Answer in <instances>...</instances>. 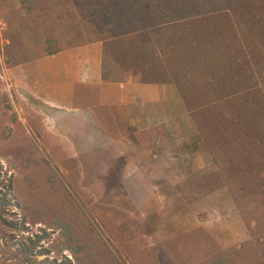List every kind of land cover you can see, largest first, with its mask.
I'll return each instance as SVG.
<instances>
[{"label":"rangeland","instance_id":"obj_1","mask_svg":"<svg viewBox=\"0 0 264 264\" xmlns=\"http://www.w3.org/2000/svg\"><path fill=\"white\" fill-rule=\"evenodd\" d=\"M137 1L149 2L147 6L154 10L157 7L156 15L164 20L161 29L167 36L168 45L159 36V45L149 41L141 46L147 57L132 56L128 45L113 42L114 36L123 35L118 19L127 20L120 6L125 0H0V199H4V203L0 201V264H264V149L246 150L243 140H254L246 129V136L240 138L231 125L246 114L247 124H241L242 128L251 123L256 131L259 126L257 132L263 137L264 64L258 66L254 58L264 56L260 50L264 18L244 20L242 12L239 18L237 13L230 17L224 13L203 16L205 27L213 29L206 35L213 51L229 49L226 45L215 48L219 34H223L222 26L229 29L226 38L238 45L236 53H226L212 65L202 62L206 45L197 54H187L186 45L181 43L186 40L171 41L187 36L186 0L165 4L159 0ZM254 3L257 9L264 0ZM108 5L118 19L107 17ZM158 6L166 9L160 11ZM172 14V19H182L177 28L168 19ZM232 17L239 21L236 27L230 23ZM249 29L256 40L249 49L244 46L250 54L252 50L258 53L246 59L240 33ZM92 43H101L102 69L110 78L131 75L141 82L148 79L164 82L154 85H172L189 114L193 111L187 107L186 96L193 99L198 93L202 106L212 101L206 107L209 112L204 108L193 112L207 166L202 174L187 177L186 196L176 194L181 184L168 182L166 186L177 191L162 194L156 183L124 180L125 162H112L106 157L116 144L110 145L102 137L94 149L95 144L86 141L85 133H79L89 134L87 128H66L70 136L60 130V123L55 125L48 110L23 102V95L13 85V67L48 57L54 51ZM172 43L177 45L174 53ZM165 46H170V55L159 57L158 50ZM163 69L172 76H166ZM33 106L40 110H27ZM224 114L229 123L219 120ZM86 118L83 115L82 125L88 124ZM225 124L230 126V135L220 142L213 129L219 133L217 127ZM222 144H227L226 148L234 146L232 170L225 166ZM109 168L113 170L111 175ZM230 170L236 172L237 180H246V171L257 181L251 190L242 191L229 182ZM220 188L230 192L242 217L244 239L220 247L205 229L189 227L177 235L156 232L160 219Z\"/></svg>","mask_w":264,"mask_h":264},{"label":"crops","instance_id":"obj_2","mask_svg":"<svg viewBox=\"0 0 264 264\" xmlns=\"http://www.w3.org/2000/svg\"><path fill=\"white\" fill-rule=\"evenodd\" d=\"M102 53L101 43H92L15 66L13 85L23 102L48 110L60 130L87 128L89 134L79 133H85L94 149L102 137L116 144L106 157L125 162L124 180L156 183L162 194L177 191L166 186L168 182L181 184L176 194L186 196L187 177L202 174L207 165L203 143L178 91L172 85L147 84L131 75L121 82L105 81ZM34 108L40 110L34 106L27 110ZM83 115L87 125H82ZM109 171L111 175L113 170ZM174 211L160 219L158 234L177 235L189 227L205 229L220 247L244 239L242 217L227 189H217Z\"/></svg>","mask_w":264,"mask_h":264},{"label":"trees","instance_id":"obj_3","mask_svg":"<svg viewBox=\"0 0 264 264\" xmlns=\"http://www.w3.org/2000/svg\"><path fill=\"white\" fill-rule=\"evenodd\" d=\"M162 4H165L167 2H169L170 0H159ZM125 4L120 3V6L123 9V18L127 17V20H120L118 19L119 16L115 15L114 12L111 10V5H108V14L107 17H111L114 19H118V21H122L119 26H121V32H123V35H116L113 37V42L115 44H121L123 46L128 45L131 49L130 53L132 56H144L147 57V54H142V50L140 49L141 46L149 41H157V43L155 42V45H159L160 41H159V36H161L162 41L165 45H168V43L166 42L165 38L167 37L164 32L161 29L162 23H163V19L161 17V15H156V11H158L155 7V10L153 9L152 6H147L149 2H145V3H141L138 2L137 0H125ZM173 2H175V0H173ZM109 4V3H108ZM188 4V5H187ZM256 4L254 3V0H186V38H183L181 40H173L171 39L172 42H181L182 40H186L184 43L186 45V51L187 54L189 53H193V54H197L200 49L203 46H207V51L203 52L201 54V57H203L202 62L203 63H207L210 62L212 65H217L220 61L219 59L226 53H236V49L238 47L236 43V41L230 39H227V35L225 34L226 31L229 32V29H226L225 27L222 26V33L223 34H219L220 36H218L219 40L218 43L216 44L215 48H219L221 45L223 46H228V50L223 51L222 49H218L217 51H213L212 48V44H211V40L207 39L206 35L208 33H212V28H206L205 27V19H202L203 16L204 17H208L211 15H219L221 13L226 14L228 17H230V15L233 16V14L237 13V16L239 18V13L242 12L244 14V20H246V18H255L254 21L260 20L264 18V3L259 4V8H255ZM158 8H160V11H162L163 9H166L164 6H158ZM128 12H127V10ZM153 9V10H152ZM192 12V13H191ZM191 13V16L188 17V14ZM127 14V16H126ZM195 16L193 18H191L192 16ZM117 17V18H115ZM174 17V14L171 15L170 19L171 21H174L173 27L177 28L179 25H181L182 23V19H172ZM230 23L233 26H237L239 21H237V19L235 18H229ZM184 25V24H183ZM236 31V29L234 28V30L232 31V34ZM261 33V32H258ZM221 37V39H220ZM240 38H241V46L243 47L245 44L248 45V49H249V45H252L254 43V41L256 40L255 37V33L252 32L250 29L248 30V33H245L244 30L240 33ZM261 45L262 48L260 50H262V52H264V37H261ZM138 43V45H137ZM134 44H136L134 46ZM171 49L174 53V49L175 46L173 43L171 44ZM138 46V47H137ZM160 47H164V46H160ZM169 48L170 46H165V48H161L160 50V56L159 57H166L167 54L170 55L169 53ZM258 49V47H257ZM243 55L245 56L246 59H249V57L254 56V54L258 51H251V54L249 53L250 50H247V46L243 48ZM58 51H54L51 52L49 55H53L55 53H57ZM177 52V51H176ZM256 53V54H257ZM105 52H104V57H105ZM183 57V55H181ZM170 59V56H168ZM167 57V58H168ZM176 57V55L174 56ZM244 58V59H245ZM255 63L260 66L264 64V56H255ZM243 61V59H242ZM104 69V66H103ZM162 71H166V76L167 75H171L172 73L169 74V70L163 69ZM132 75H135L134 73H130ZM254 75V73L252 74V76ZM142 77V76H141ZM169 77V76H168ZM177 76L175 75L174 77H172L173 81L175 80ZM103 79L105 81H124L125 79H116L114 77L110 78V76L105 73V71H103ZM194 80H197V78ZM144 83L147 84H155V83H161L164 84L163 81L161 82H157V81H153V80H148V79H144L142 80ZM166 81V80H164ZM177 82V81H176ZM175 82V83H176ZM177 85H180L178 83H176ZM264 88V85H263ZM193 90V89H192ZM194 99V100H193ZM193 99L191 97L186 96V102L188 103V109L191 108V111H196V109L199 108H204L207 109V111L209 110L208 108H206L209 103L205 105H200L201 102H199L198 99V93L194 94ZM191 101V102H188ZM193 103V104H191ZM194 105H199L198 107L194 106ZM194 106V107H193ZM190 111V112H191ZM193 112L190 113L192 119H193ZM209 112V111H208ZM237 117H239L238 115H235ZM228 117L227 114H224L223 116L219 115V120H223L226 123H229L228 120H226V118ZM240 117L242 118L241 121H239V123H235L231 125H233L235 127L236 130H238L236 132L237 136L241 137H245L246 136V132H244V130L246 129L248 134L251 136V138L254 140V143L251 142H246L243 140L244 142V148L253 150L254 148H258L259 150H261L262 148L264 149V133H263V137L257 132V130L261 129L259 126L256 128V131L252 130L253 129V125L250 123L249 125H246L242 128L241 124L243 125V123H246L247 120V115H240ZM196 123V122H195ZM222 128H218L217 129L220 131L219 133L216 131V129H213V133H217L219 134V140L221 142V140L225 139L228 137V135H230L229 131H230V126H228L227 124H225L224 126L221 125ZM202 131L203 128L201 127ZM224 146L223 153H224V160L226 162L225 166L232 167V164L234 162V160L236 159V154H235V150L233 149L234 146H232L231 148H226L228 147L227 144H222ZM254 147H253V146ZM230 147V146H229ZM236 147V146H235ZM215 151H219L221 149H214ZM258 150V151H259ZM232 170V169H231ZM229 171L227 172L228 175V179L229 182L232 183L233 185H235L237 188H242V191H249L252 189L253 185L255 184V182L257 180H255L256 178H252L251 174L249 173L250 177H248V172L245 171V175L246 176V180L244 178H242L241 173H237L238 175L241 176L242 179L237 180L235 175V171ZM264 174V173H263ZM236 177V178H235ZM243 182H242V181ZM252 180L254 181V183H252ZM1 202L4 203V199H0ZM36 245V244H34Z\"/></svg>","mask_w":264,"mask_h":264}]
</instances>
